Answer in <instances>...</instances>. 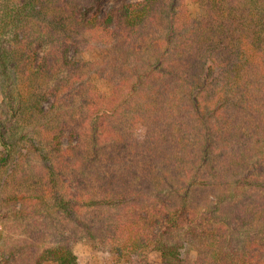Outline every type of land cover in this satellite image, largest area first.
Returning a JSON list of instances; mask_svg holds the SVG:
<instances>
[{
	"label": "trees",
	"instance_id": "trees-1",
	"mask_svg": "<svg viewBox=\"0 0 264 264\" xmlns=\"http://www.w3.org/2000/svg\"><path fill=\"white\" fill-rule=\"evenodd\" d=\"M0 93L9 209L92 210L128 264H264V0H0ZM66 228L31 264H80Z\"/></svg>",
	"mask_w": 264,
	"mask_h": 264
},
{
	"label": "rangeland",
	"instance_id": "rangeland-1",
	"mask_svg": "<svg viewBox=\"0 0 264 264\" xmlns=\"http://www.w3.org/2000/svg\"><path fill=\"white\" fill-rule=\"evenodd\" d=\"M114 2L115 0H111ZM117 1H140V0H117ZM52 3H57V0H52ZM186 10L189 15L193 18H198L200 16V9L197 4L192 3L191 1L186 2ZM89 52H92L95 57H97L96 47H91ZM92 54V55H93ZM125 63L128 62V55L125 54ZM225 82V81H224ZM227 85V83L225 82ZM94 88L92 91H102L106 96H109L112 91V86H109L108 90L105 86V83H100L97 80H93L91 84ZM207 89L213 90L215 92L221 91L223 88L217 86L212 87L209 86ZM105 90H107L105 92ZM0 102H1V93H0ZM208 117V118H207ZM206 125L209 126L212 123V119H209L208 115ZM20 163L25 167H27V174L29 180L24 183L27 186L24 191L32 192L33 189H41L40 184L32 185L34 181H36L40 174L45 173V170L42 169V160L41 158L34 154H26L25 157L22 155L19 156ZM20 164V165H21ZM18 168H16L17 170ZM15 170V171H16ZM15 171L11 172L10 176H6L7 182L5 184L2 183V175L0 174V264H31V252L35 247L40 250L43 246L46 245L51 237L58 238L57 236L63 232V228L73 227L75 234V242L70 244V248L74 252L77 257V261L80 264H128L127 256H115L113 253L115 252V240L105 241L99 234L85 233L81 228H77L76 224L89 225L91 223L90 219L92 218V210H74L72 213L73 220L68 219V217H64L60 214V212H55L53 208H43L38 207L35 210V213H32L34 210L28 209L24 210L23 213H20L21 207H19L22 203L20 197L16 198L13 202H11L13 209H9L8 205L3 202L4 196H9L10 193L15 195V190H13V181L20 179V174L15 173ZM7 175V174H6ZM66 175V174H65ZM62 174V178L65 176ZM67 180L70 181L65 186L64 195L65 198L73 197L76 192L79 191V188L74 185L73 174L71 172L69 175H66ZM14 183H18L14 181ZM2 185V187H1ZM41 191V190H40ZM3 205V207H2ZM16 208V209H15ZM15 209V210H14ZM14 213L17 214L14 217ZM117 213L115 206H111L110 208H106V213L104 214V218L102 220L103 225H111L115 223L114 217ZM77 222V223H76ZM76 223V224H75ZM76 226H75V225ZM52 235V236H49ZM67 235V234H65ZM70 237V235H67ZM68 237V238H69ZM39 239L40 242H36ZM113 239H116L115 237ZM118 239V238H117ZM46 241V242H43ZM113 252H111V251ZM12 251L14 252L12 254ZM26 256V258H25ZM30 257V258H29ZM148 261L150 264H161L160 258L156 252H149ZM45 264H56L53 262H46Z\"/></svg>",
	"mask_w": 264,
	"mask_h": 264
}]
</instances>
